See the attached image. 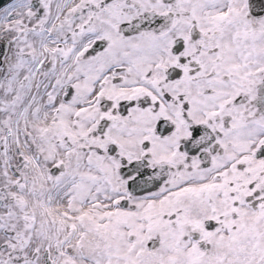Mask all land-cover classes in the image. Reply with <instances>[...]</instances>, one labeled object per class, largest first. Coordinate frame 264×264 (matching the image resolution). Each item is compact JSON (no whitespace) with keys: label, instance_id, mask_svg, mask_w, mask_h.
Returning <instances> with one entry per match:
<instances>
[{"label":"snow or ice","instance_id":"6c2138e0","mask_svg":"<svg viewBox=\"0 0 264 264\" xmlns=\"http://www.w3.org/2000/svg\"><path fill=\"white\" fill-rule=\"evenodd\" d=\"M0 264H264V0H0Z\"/></svg>","mask_w":264,"mask_h":264}]
</instances>
